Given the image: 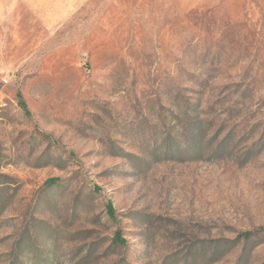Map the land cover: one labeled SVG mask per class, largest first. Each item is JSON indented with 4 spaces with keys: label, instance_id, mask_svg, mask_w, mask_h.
<instances>
[{
    "label": "rangeland",
    "instance_id": "374dc122",
    "mask_svg": "<svg viewBox=\"0 0 264 264\" xmlns=\"http://www.w3.org/2000/svg\"><path fill=\"white\" fill-rule=\"evenodd\" d=\"M0 264H264V0H0Z\"/></svg>",
    "mask_w": 264,
    "mask_h": 264
},
{
    "label": "trees",
    "instance_id": "16d2710c",
    "mask_svg": "<svg viewBox=\"0 0 264 264\" xmlns=\"http://www.w3.org/2000/svg\"><path fill=\"white\" fill-rule=\"evenodd\" d=\"M19 98H20V105H21V107L23 108V110L25 111V113L27 115H29L30 114V111H29L28 105L25 102V100L23 99V97H22L21 94H19ZM56 182H57V180H50L47 183H48V185H50V184H54ZM107 208H108V215H109V217L112 220H114L116 218V216H115L116 215V211H115V208H114L113 204L112 203H109L108 206H107ZM251 235H252L251 233H244V234H242V236L245 237V238H249ZM116 241L120 245H122V246H126L127 245V242L122 238L121 231H118L116 233Z\"/></svg>",
    "mask_w": 264,
    "mask_h": 264
}]
</instances>
